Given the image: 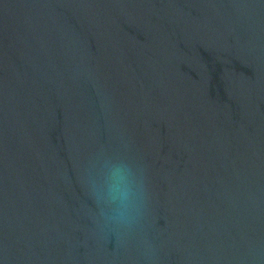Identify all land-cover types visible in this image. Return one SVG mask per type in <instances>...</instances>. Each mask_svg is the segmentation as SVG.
<instances>
[{"label":"water","instance_id":"95a60500","mask_svg":"<svg viewBox=\"0 0 264 264\" xmlns=\"http://www.w3.org/2000/svg\"><path fill=\"white\" fill-rule=\"evenodd\" d=\"M0 264H264V0H0Z\"/></svg>","mask_w":264,"mask_h":264}]
</instances>
